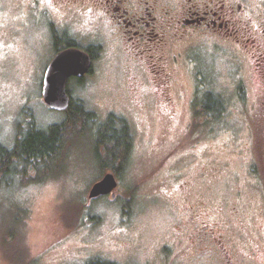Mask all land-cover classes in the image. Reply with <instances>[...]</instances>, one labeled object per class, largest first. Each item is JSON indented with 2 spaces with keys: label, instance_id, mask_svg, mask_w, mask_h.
Here are the masks:
<instances>
[{
  "label": "rangeland",
  "instance_id": "1",
  "mask_svg": "<svg viewBox=\"0 0 264 264\" xmlns=\"http://www.w3.org/2000/svg\"><path fill=\"white\" fill-rule=\"evenodd\" d=\"M10 1L12 6L0 2L11 17L8 38L0 39V142L7 147L26 122L34 120L45 128L65 117L49 110L41 96L43 73L54 56L50 31L39 19L27 22L25 9L17 6L20 0ZM55 27L73 39L71 22ZM98 32L77 33L79 43L88 37L100 46L99 58L81 84L70 79L67 85L71 97L95 115L97 125L110 114L126 120L132 147L126 170L116 178V196L87 198L102 175L92 145L81 139L74 147L67 143V160L64 165L54 160L48 170L52 177L39 184L31 182L35 175L28 173L22 189L13 186L12 198L0 196V264H85L92 258L116 264H221L209 252L177 255L186 246L185 198L201 202L207 219L221 226L230 253L238 255L236 264H264V159L248 153L264 150V124L254 126L248 119L258 107L254 87L246 106L235 102L228 46L221 42L215 50L206 44L200 50L198 42H188L206 71H216L222 99L218 117L190 126L186 73L181 70L178 76L173 117L161 116L152 104L149 110L135 111L125 103L123 57L106 42L105 31ZM183 184L190 190L188 197L181 192ZM234 208L235 217L230 214ZM5 226L9 235L1 239ZM209 241L206 247H214Z\"/></svg>",
  "mask_w": 264,
  "mask_h": 264
},
{
  "label": "flooded vegetation",
  "instance_id": "2",
  "mask_svg": "<svg viewBox=\"0 0 264 264\" xmlns=\"http://www.w3.org/2000/svg\"><path fill=\"white\" fill-rule=\"evenodd\" d=\"M8 1L0 0L2 4L7 2L12 6ZM17 6L25 9L27 22L39 19L49 29L54 56L69 48L89 56V71L82 77L70 78L76 85L92 74L93 65L99 58L95 47L100 48L88 37L84 43H79L77 33L87 36L104 30L106 42L120 52L127 66L125 103L135 111L149 110L152 104L161 116L166 113L167 117H173L172 109L179 98L177 80L183 70L189 79L185 104L190 126L204 125L209 116L215 119L212 112L222 106V99L216 71L214 68L213 72L206 71L200 58L193 56L195 51L188 42H198L200 50L206 44L217 50L222 42L228 46L230 62L235 69L234 73L231 72L235 102L246 106L245 98L249 89L254 87L258 107L248 119L254 126L264 124V0H20ZM9 18L1 6L0 39L8 38ZM70 22L73 24V39L64 33L58 34L61 30L55 27H67ZM71 42L73 46H68ZM68 91L67 85L69 107L72 98ZM174 91L177 93L175 97ZM145 106L149 108L145 109ZM251 144L256 148L254 142ZM248 153L253 159H264L263 147ZM263 180L264 176L261 184L264 197ZM180 189L183 197L189 196L186 184ZM184 202L182 235L187 234L186 246L177 255L181 257L190 252L198 256L209 252L221 264H236L238 255L230 253L219 230L221 226L207 219L205 206L201 202L191 203L188 198ZM262 209L260 213L264 219V199ZM232 211L230 214L235 217L237 211L235 208ZM235 222L244 227L241 219L236 218ZM209 238L211 242L208 243L214 247H206Z\"/></svg>",
  "mask_w": 264,
  "mask_h": 264
},
{
  "label": "trees",
  "instance_id": "3",
  "mask_svg": "<svg viewBox=\"0 0 264 264\" xmlns=\"http://www.w3.org/2000/svg\"><path fill=\"white\" fill-rule=\"evenodd\" d=\"M55 45L58 46V43ZM67 45L73 46V43ZM95 49L98 50L97 47ZM220 111L221 106L212 112L214 117H218ZM64 115L60 123L45 128L39 127L34 120L26 122L23 128L17 127L11 147L0 142V196L12 198L10 196L13 186L14 189L21 188L28 183L26 182L28 173L35 175V179L30 181L39 184L52 177L49 176L51 171L48 170L53 168L54 160L58 159L64 165L67 160V154H64L67 143L74 147L78 139L92 145L99 174L111 172L117 178L126 170L132 139L125 119L110 114L105 122L97 125L95 115L87 111L79 100L73 98ZM7 212L5 210V213ZM2 219H5V216ZM17 219L16 216L11 225L16 223ZM6 233L7 226L1 234V239H5ZM85 264L116 263L92 258Z\"/></svg>",
  "mask_w": 264,
  "mask_h": 264
},
{
  "label": "water",
  "instance_id": "4",
  "mask_svg": "<svg viewBox=\"0 0 264 264\" xmlns=\"http://www.w3.org/2000/svg\"><path fill=\"white\" fill-rule=\"evenodd\" d=\"M90 66L89 56L73 48L66 49L53 57L44 70L41 82V96L49 110L64 112L68 109V80L72 77H82L89 71ZM117 185L114 174L106 172L101 179L92 184L87 198L91 200L110 196L114 199Z\"/></svg>",
  "mask_w": 264,
  "mask_h": 264
}]
</instances>
